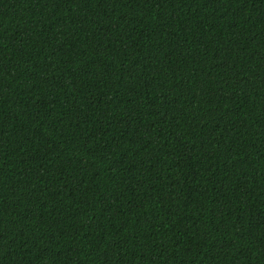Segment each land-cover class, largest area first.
Instances as JSON below:
<instances>
[{
    "label": "trees",
    "instance_id": "16d2710c",
    "mask_svg": "<svg viewBox=\"0 0 264 264\" xmlns=\"http://www.w3.org/2000/svg\"><path fill=\"white\" fill-rule=\"evenodd\" d=\"M0 264H264V0H0Z\"/></svg>",
    "mask_w": 264,
    "mask_h": 264
}]
</instances>
